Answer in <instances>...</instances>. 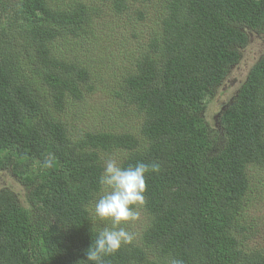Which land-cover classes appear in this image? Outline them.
I'll use <instances>...</instances> for the list:
<instances>
[{"label": "trees", "instance_id": "trees-1", "mask_svg": "<svg viewBox=\"0 0 264 264\" xmlns=\"http://www.w3.org/2000/svg\"><path fill=\"white\" fill-rule=\"evenodd\" d=\"M251 31L264 0H0V169L26 190L0 187V264H264L242 226L264 172V55L206 116ZM120 36L132 60L110 83L142 120L84 130L73 109L101 76L67 47L107 61ZM113 151L147 216L138 241L92 212Z\"/></svg>", "mask_w": 264, "mask_h": 264}, {"label": "rangeland", "instance_id": "rangeland-1", "mask_svg": "<svg viewBox=\"0 0 264 264\" xmlns=\"http://www.w3.org/2000/svg\"><path fill=\"white\" fill-rule=\"evenodd\" d=\"M103 16L106 21L114 18L113 13L107 9H103ZM257 32H250V43L243 50L240 63L232 68L221 87L220 97L221 95L223 97L214 99L213 105L211 104L206 112L207 118L213 124H217L218 118L215 117L219 114L217 110L220 104L232 97L236 85L245 79L252 65L264 54V38ZM116 38V42L109 44L105 50L109 56L107 61L90 48L86 51V47L82 44L67 47L75 54L88 52L91 57L88 63L97 68L101 76L100 83H95L97 85L95 92L90 94L83 105L81 103L73 109L76 112L74 119L77 118L78 127L84 130L110 128L131 130L137 126L138 121L142 120L141 115L115 94L112 86L113 84L115 88L118 84L113 77L121 79L132 60L133 53L131 45L123 37ZM109 89L113 90L109 91ZM124 157L123 151L103 154L104 185L91 208L96 223L111 236L119 241H138L147 216L140 203L142 198L128 186L119 183L123 176L121 165ZM250 184L252 189L245 206L242 226L247 227L245 239L248 247L264 251V172L259 171L251 176ZM3 186L13 188L20 194L23 202L26 199L24 186L8 171L0 169V187Z\"/></svg>", "mask_w": 264, "mask_h": 264}, {"label": "flooded vegetation", "instance_id": "flooded-vegetation-1", "mask_svg": "<svg viewBox=\"0 0 264 264\" xmlns=\"http://www.w3.org/2000/svg\"><path fill=\"white\" fill-rule=\"evenodd\" d=\"M257 32V31H256ZM257 33H259L261 36H262V38H264V32H257ZM262 33V34H261ZM249 43H250V40H249ZM262 55H264V54H262ZM237 79V78H236ZM237 81V80H236ZM236 83V82H235Z\"/></svg>", "mask_w": 264, "mask_h": 264}]
</instances>
